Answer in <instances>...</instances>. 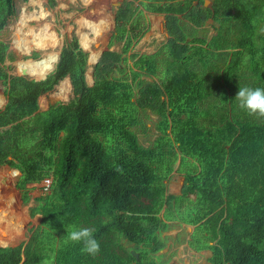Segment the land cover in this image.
<instances>
[{
  "label": "trees",
  "instance_id": "trees-1",
  "mask_svg": "<svg viewBox=\"0 0 264 264\" xmlns=\"http://www.w3.org/2000/svg\"><path fill=\"white\" fill-rule=\"evenodd\" d=\"M46 2L56 6L55 0ZM144 13L164 17L168 39L161 58L133 53L129 76L110 77L107 62H126L123 56L146 32ZM15 15L14 0H0V34ZM182 19L194 26L212 20L216 33L209 41L188 39ZM113 22L109 45L120 44L121 53H102L92 86L86 82L89 53L74 35L65 37L42 80L8 75L5 62L15 56L0 40L6 99L0 166L19 172L15 186L24 204L27 185L52 178L49 192L29 208L30 218L40 216L39 226L26 245L0 246V264H158L154 257L165 247L160 236L171 221L194 227L188 246L210 251L209 264H264V117L257 122L224 113L214 122L203 109L214 66L203 62L230 55L226 84L242 54L254 73L264 69V35L257 33L264 25V0H213L206 8L204 0H122ZM37 58L32 53L23 60ZM193 60L202 73L190 68ZM160 64L161 84L141 88L139 77L157 76ZM64 79L72 98L41 111L39 98ZM134 84L140 87L136 100ZM220 95L227 101L224 91ZM140 109L158 117L159 135L150 147L141 146L132 130ZM177 161L183 184L173 196L166 182ZM81 228L92 229L97 255L68 239Z\"/></svg>",
  "mask_w": 264,
  "mask_h": 264
},
{
  "label": "rangeland",
  "instance_id": "rangeland-1",
  "mask_svg": "<svg viewBox=\"0 0 264 264\" xmlns=\"http://www.w3.org/2000/svg\"><path fill=\"white\" fill-rule=\"evenodd\" d=\"M121 1L122 0H88L85 2L84 0H55L56 6L50 9L47 7L46 0H28L25 3L20 0H14L16 15L9 21L8 25L0 34V40L8 44L9 51H11L15 56V61L5 62V68L8 75L22 76V73L17 71L16 64L19 61L33 60H23L24 57H29L32 53H37L38 55V58L33 61L41 59L46 54L56 53L59 55L65 37L70 38L72 35L77 38L79 44L81 40L80 36H82L85 41L89 42V50L100 52L98 61L104 52L120 54L121 45L116 44L114 46H110L109 40L114 28V13ZM82 20H87L92 24L102 22L104 27L103 32L101 33L102 35L95 38L90 30L80 26V22ZM141 22L143 25L147 26V30L138 41L133 43L130 51L123 56V58H126L127 61L124 63L119 62V64L114 65L110 63L111 61L107 62V70L110 77L121 78L129 76V70L132 67V61L129 56L133 53L140 55L157 54V60L161 58L158 54L162 53L163 46L168 39L164 30L163 16L144 13V17ZM181 23L188 39L199 38L209 41L216 33L217 24L212 20H207L201 26H194L185 19H182ZM33 32L35 34L42 33L44 38L46 37L44 39V47L35 48L34 46H31L29 51L24 53L19 52L15 47V41L18 38L30 39L31 33ZM257 33L259 36L264 35L263 22L259 23ZM80 46L82 47L81 44ZM84 50L89 53V50L86 48H84ZM222 54L223 55L216 60H209V63L206 62V66L203 62V67H207L208 69L210 68L209 65L214 64L213 68L207 73V84L209 85L210 96L204 102L203 109L209 111L213 118L212 121L214 122H218L221 118L220 116L224 113L230 114L234 117H245L260 122L263 117H259L258 115H249L246 110L239 107V103L235 99V96L239 87L264 89L263 67L260 66L261 72L257 71L254 73L249 64V57L242 54L240 66L235 77L232 78V83L226 84L223 72L230 59V55H227L226 52ZM255 60L257 61L258 59L255 58ZM55 64L56 62L54 63L53 68ZM87 65L86 82L88 86H92L94 80V65H89L88 61ZM203 67L195 60H193V63L190 66L191 69L200 73H202ZM53 68L48 73H50ZM163 69L164 66L160 64L157 76H140L138 80L143 82L141 88L144 89V87L146 88V86L150 85H160L162 78L160 73ZM26 77L36 79L29 75H26ZM60 85L63 87V92L59 89ZM133 89L134 100H136L140 96V87H137L136 84H134ZM222 91L225 92V96L227 97V101L224 103L221 102L220 94ZM71 98L72 92L69 80L64 79L54 86L50 92L39 98V107L41 111H44L55 103H66ZM5 103L6 99L3 95V87L0 81V111L3 109ZM157 122L158 117L155 116L152 111L149 109L139 110L138 124L133 127L132 130L136 134L138 142L141 146L150 147L158 137L159 133L156 130ZM185 167L188 168V165ZM178 169L179 161H177L174 165L173 172L168 178L169 180L171 178H182L180 174L176 173ZM183 169L186 170L185 168ZM13 170L14 169H10L7 166H0V230L7 232V235L0 239V241L2 240L4 242L0 243V246L2 247L16 246L20 243H24V245H26L31 237V231L39 226L41 219L39 215H35L32 218L29 216V208L33 207L35 205V199L41 196V192L39 190L40 182L32 183L26 186L25 190H27L29 200L28 203L24 204L21 198V191L15 186V182L19 178V172H17V174H12ZM169 180L166 182V187ZM9 204H11L10 207L7 206ZM167 232L168 234H166ZM160 239L164 240L165 244H169L170 248L173 246L177 249H175L172 253V256H174L175 253L177 255L181 254L180 258L174 260L175 264L185 263L184 259H186L188 264L207 263V260L202 256V261H199V263V259L194 260V257L190 258L188 256L190 253V248L188 246L190 236L188 239L185 237L182 239L181 236L173 238V233L168 229L166 232L161 234ZM122 244L125 248H131V246L125 241H122ZM176 251H178V253ZM154 259L158 264H167L170 261H173L171 260V256L167 257L166 254H159V252L155 255Z\"/></svg>",
  "mask_w": 264,
  "mask_h": 264
},
{
  "label": "bare ground",
  "instance_id": "bare-ground-1",
  "mask_svg": "<svg viewBox=\"0 0 264 264\" xmlns=\"http://www.w3.org/2000/svg\"><path fill=\"white\" fill-rule=\"evenodd\" d=\"M84 1L87 2L88 0H84ZM80 26L82 28L90 30L92 32V34L95 36V38L101 36L102 35L101 33L103 32V29H104L102 22L92 24L87 20H82L80 22ZM105 26H106V24H105ZM45 36H46V34H45ZM80 37H81L80 44L82 45V48L83 49L86 48L87 50H89L90 49L89 48L90 47L89 42L85 41V39L82 36H80ZM45 38H44V35L42 33L35 34L33 32V33H31L30 39L18 38L15 41V47L21 53L29 51L31 46H34L35 48H41V47H44V45H45L44 44ZM45 43H46V41H45ZM99 56H100V52H98V51L94 52V51L89 50V58H88L89 65H94L96 62H98ZM57 57H58V54L53 53V54H48V55L46 54L41 59L36 60V61H33V60L19 61L16 64V69L20 73L22 71H25L27 75L32 76L36 79H41L53 68L54 63L57 61ZM61 85L59 86V89L61 92H63L64 90H63V87ZM12 174H17V171L13 170ZM0 189H1V187H0ZM6 203H7V201H6ZM7 206L10 207L11 204H9ZM6 228H7V226H6ZM7 231H8V229H7ZM6 235H7V232L0 230V239L2 237H5ZM20 237H21V235H20ZM0 243H4V242L1 240Z\"/></svg>",
  "mask_w": 264,
  "mask_h": 264
},
{
  "label": "clouds",
  "instance_id": "clouds-1",
  "mask_svg": "<svg viewBox=\"0 0 264 264\" xmlns=\"http://www.w3.org/2000/svg\"><path fill=\"white\" fill-rule=\"evenodd\" d=\"M235 99L238 101L239 107L246 110L249 115L264 117V89L239 87ZM68 239L73 242H82L81 251L83 253L95 256L100 251V245L93 237V232L90 228L73 230L68 234Z\"/></svg>",
  "mask_w": 264,
  "mask_h": 264
},
{
  "label": "crops",
  "instance_id": "crops-1",
  "mask_svg": "<svg viewBox=\"0 0 264 264\" xmlns=\"http://www.w3.org/2000/svg\"><path fill=\"white\" fill-rule=\"evenodd\" d=\"M163 19H164V17H163ZM182 184H183V177L182 178H177V179L176 178H171L169 180V183L167 184V187H166L167 194L173 195V196L179 195ZM168 224L170 226L168 229L171 230V232L173 233V238L174 237H177V236H181L182 239L184 237L186 239H188L189 236L192 234V232L194 230V227L193 226H187V225H184V224H180L178 222H175V221L168 222ZM166 234H168V232ZM175 249L176 248H174L173 246H172V248H170V245L169 244H165V247L159 252V254H166L167 257H170L171 256V260H173V261L172 262L170 261L167 264H174V260L175 259L177 260L178 258L181 257V254L177 255L176 253H175L174 256H172V253L175 251ZM176 252L178 253V251H176ZM188 256L190 258L194 257V260L199 259L198 260V263H199V261H202V259H201V256H202L203 258H205L207 260V263L206 264H209L208 263V259L211 256V252L208 251V250L200 251V252H195V251H193V250L190 249V253H189ZM184 261H185V263H183V264H188V262L186 261V259H184ZM180 264H182V263H180Z\"/></svg>",
  "mask_w": 264,
  "mask_h": 264
},
{
  "label": "built area",
  "instance_id": "built-area-1",
  "mask_svg": "<svg viewBox=\"0 0 264 264\" xmlns=\"http://www.w3.org/2000/svg\"><path fill=\"white\" fill-rule=\"evenodd\" d=\"M51 182H52L51 177L44 178L40 181L39 190L41 192V195H44L49 192Z\"/></svg>",
  "mask_w": 264,
  "mask_h": 264
},
{
  "label": "water",
  "instance_id": "water-1",
  "mask_svg": "<svg viewBox=\"0 0 264 264\" xmlns=\"http://www.w3.org/2000/svg\"><path fill=\"white\" fill-rule=\"evenodd\" d=\"M211 1H213V0H204V7H205V8L208 7V6L210 5ZM58 56H59V55H58ZM57 60H58V57H57ZM56 62H57V61H56ZM21 73H22V76L26 77L27 74H26L25 71H22ZM46 75H47V74H46ZM46 75H45L43 78H41V79H36V80H42V79H44V78L46 77ZM132 255H134L135 257H137L136 253L133 252V251H132Z\"/></svg>",
  "mask_w": 264,
  "mask_h": 264
}]
</instances>
